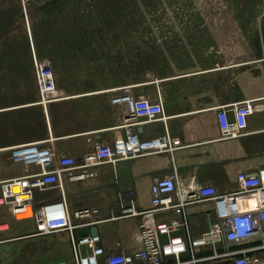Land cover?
I'll use <instances>...</instances> for the list:
<instances>
[{"label":"crops","instance_id":"0c3cea01","mask_svg":"<svg viewBox=\"0 0 264 264\" xmlns=\"http://www.w3.org/2000/svg\"><path fill=\"white\" fill-rule=\"evenodd\" d=\"M214 48L207 43L185 54L182 62L175 60L170 65L175 70H152L149 79L124 85L152 101L160 93L165 119L155 120L125 119L123 105L112 104L111 97L103 101L58 96L43 104L29 55L25 80L17 76L0 86V179L40 171L38 164L12 157L30 145L49 148L57 156L70 155L79 165L97 143L111 142L126 129L137 132L141 140L157 137L165 129L178 136L181 145L172 151L147 149L115 163L101 162L93 177L70 179L62 171L59 184L33 189L34 205H43L49 214L67 213L77 225L76 234L95 227L105 255L131 253L140 245L143 215L132 211L150 208L149 186L155 177L175 172L177 185L189 191L208 184L219 193L236 190L239 170L264 166V71L257 75L247 66L249 61L241 64L239 51ZM244 99H253L255 105L246 127L237 136L222 137L214 107ZM242 207L250 206L243 202ZM82 209L89 213L76 215ZM187 212L192 235H199L215 217L214 202L194 201ZM172 214L152 213L157 220ZM80 249L89 252L86 245ZM57 259L72 260L67 230L38 234L33 218H15L0 203V264H45Z\"/></svg>","mask_w":264,"mask_h":264},{"label":"rangeland","instance_id":"374dc122","mask_svg":"<svg viewBox=\"0 0 264 264\" xmlns=\"http://www.w3.org/2000/svg\"><path fill=\"white\" fill-rule=\"evenodd\" d=\"M207 43L264 71V0H0V86L25 80L34 51L55 97L104 101Z\"/></svg>","mask_w":264,"mask_h":264},{"label":"built area","instance_id":"2783aa9c","mask_svg":"<svg viewBox=\"0 0 264 264\" xmlns=\"http://www.w3.org/2000/svg\"><path fill=\"white\" fill-rule=\"evenodd\" d=\"M32 58L40 101L45 104L55 97L54 72L51 64L39 60L34 51ZM110 102L123 105L125 119H165L160 93L152 101L144 94L124 90L113 95ZM214 108L221 136L227 138L241 133L255 105L253 99H244ZM180 145V138L167 129L145 140H141L137 132L126 129L123 136L111 142L97 143L79 165L70 155L57 156L49 148L30 145L14 151L12 157L36 163L40 171L0 179V203L7 205L15 218H33L38 234L68 231L72 260L57 259L45 264H100L102 256L104 264H264V166L253 171L239 170L236 190L224 193H219L211 184L191 191L181 188L175 172L155 177L149 186L150 208L132 211L143 217L139 223L140 245L131 253L105 255L99 234L77 235V225L70 222L67 213L49 214L46 207L33 203V189L59 184L62 171H66L70 179L93 177L101 162L115 163L147 149L172 151ZM51 164L54 166L49 168ZM13 187H18V191H13ZM198 200H212L215 217L201 234L194 236L187 205ZM243 202L250 207L243 208ZM158 211H172L173 214L167 220H157L152 213ZM88 213V209L76 211L78 216ZM80 245H86L89 252L82 253Z\"/></svg>","mask_w":264,"mask_h":264},{"label":"water","instance_id":"95a60500","mask_svg":"<svg viewBox=\"0 0 264 264\" xmlns=\"http://www.w3.org/2000/svg\"><path fill=\"white\" fill-rule=\"evenodd\" d=\"M126 116H127V115H126ZM88 232L91 233V234H95V233L97 232V230H96L95 227H92V228H90L89 230L86 229V228H82V229H79V230L77 231V234H78V235H84V234H87Z\"/></svg>","mask_w":264,"mask_h":264},{"label":"bare ground","instance_id":"6f19581e","mask_svg":"<svg viewBox=\"0 0 264 264\" xmlns=\"http://www.w3.org/2000/svg\"><path fill=\"white\" fill-rule=\"evenodd\" d=\"M12 190L13 191H18V187H13Z\"/></svg>","mask_w":264,"mask_h":264}]
</instances>
